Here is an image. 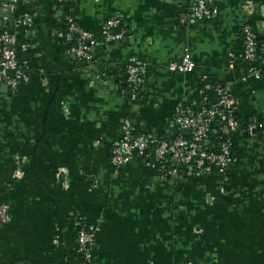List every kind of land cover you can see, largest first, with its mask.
Wrapping results in <instances>:
<instances>
[{
  "label": "crops",
  "instance_id": "1",
  "mask_svg": "<svg viewBox=\"0 0 264 264\" xmlns=\"http://www.w3.org/2000/svg\"><path fill=\"white\" fill-rule=\"evenodd\" d=\"M193 1L0 0V31L22 20L16 45L29 67L15 91L0 90V264H76L82 225L96 231L94 264H264V74L241 55L244 25L264 35V0H223L209 18L183 20ZM66 15L95 40L89 58L67 50ZM113 17L120 36L109 40ZM186 52L194 69L169 71ZM132 55L143 64L135 99L124 93ZM216 83L240 123L225 130V170L162 179L148 158L111 163L126 117L153 142L173 139L186 134L176 105L207 106Z\"/></svg>",
  "mask_w": 264,
  "mask_h": 264
},
{
  "label": "built area",
  "instance_id": "2",
  "mask_svg": "<svg viewBox=\"0 0 264 264\" xmlns=\"http://www.w3.org/2000/svg\"><path fill=\"white\" fill-rule=\"evenodd\" d=\"M19 0H13L14 3ZM69 0H58L62 5ZM223 0H194L188 14L183 15L195 19H205L212 16L218 10V4ZM118 18L113 17L105 22L104 29L107 39H117L120 34L111 33V29L118 24ZM22 23L20 18L13 21L10 29L0 31V84H5L8 89L15 91L17 87L29 79L28 63L21 60L16 51V29ZM244 49L242 57L248 61L257 62L256 68H250L251 74L259 78L264 74V41L258 43V35L249 25L242 27ZM63 42L67 50L77 60H84L90 57L91 50L95 44L92 35L82 28L70 15L65 16ZM258 54H260L258 56ZM195 63L186 52L180 60L170 61L167 69L171 72H191ZM9 71H12L9 74ZM126 82L132 86L130 98L135 99L136 86L143 81V64L134 55L129 56L125 64ZM214 92L217 97L212 107L190 108L177 104L173 110L172 120L181 132L173 139H158L152 141L144 134L132 135V123L129 117L122 122V133L118 143L110 150V161L115 166L129 162L133 157L145 159L152 154L159 162V166L151 163L161 178L168 179L177 176L182 170L189 173H209L214 168L225 170L232 162V142L225 135L215 145L208 146V136L215 127L216 130H234L240 126L235 115V99L230 90L221 83L214 85ZM259 123L249 122L244 130L253 134L259 129ZM150 142L153 146L150 153L146 150ZM169 161L173 167L165 169L164 162ZM9 220V205L0 201V223L4 224ZM96 231L93 226L82 225L77 231L78 253L83 258L82 264H94L95 256L93 247L96 244ZM178 264H195L193 260H184Z\"/></svg>",
  "mask_w": 264,
  "mask_h": 264
},
{
  "label": "trees",
  "instance_id": "3",
  "mask_svg": "<svg viewBox=\"0 0 264 264\" xmlns=\"http://www.w3.org/2000/svg\"><path fill=\"white\" fill-rule=\"evenodd\" d=\"M257 41H258V43L260 44L261 42H263L264 41V35H258V39H257ZM16 51H17V55H18V57L21 59V60H23V58H22V56H21V54H20V49L17 47V45H16ZM260 54H258V56H259ZM264 72V71H263ZM215 85V84H214ZM136 92H137V95H136V98L139 96V90H140V85H137L136 87ZM213 88H214V86H213ZM131 89H132V86L129 84V83H127V82H125V84H124V93L128 96V97H130L129 95H130V93H131ZM212 91H213V93H214V97H212L213 96V94L210 96V97H212V98H210L209 99V104L206 106V107H212V105L216 102V100H217V97H216V95H215V92H214V89H212ZM236 105V104H235ZM237 118V117H236ZM131 120V119H130ZM248 123H246V124H244L243 125V127H246V125H247ZM132 128H133V130H132V135L133 136H135V135H139V134H141L140 132H138L137 130H136V128H135V126L134 125H132ZM258 130V128L255 130V132ZM184 135H187V133L186 134H184ZM222 135H225V136H227V134H226V132H225V130L223 131V129H221V130H214V129H212L211 130V132H210V134H209V136H208V146H211L212 144H217L219 141H220V137L222 136ZM152 146H153V142H150V144H149V147L147 148V150H146V152L147 153H150L151 152V149H152ZM233 151V150H232ZM149 159V161H152L153 163H155L156 165H158L159 166V162L157 161V160H155L154 158H153V156H152V154H149V156H146V158L145 159ZM164 164H165V169H169V168H171V167H173L172 166V164L169 162V161H167V162H164ZM159 175H161V174H159ZM163 179V178H162ZM78 231V230H77ZM76 237H77V233H76ZM96 240H97V236H96ZM77 247H78V241H77ZM79 254V253H78ZM95 262V260H93V263ZM83 263V258H81V256H80V254H79V258H78V261H77V263L76 264H82ZM58 264H69V263H67V262H65V261H62V262H60V263H58Z\"/></svg>",
  "mask_w": 264,
  "mask_h": 264
},
{
  "label": "water",
  "instance_id": "4",
  "mask_svg": "<svg viewBox=\"0 0 264 264\" xmlns=\"http://www.w3.org/2000/svg\"><path fill=\"white\" fill-rule=\"evenodd\" d=\"M119 29V27H115L113 29V32L117 31ZM12 71H9V74H11ZM0 90L3 91V92H7V86L5 84H1L0 85ZM208 142V140L206 141V143Z\"/></svg>",
  "mask_w": 264,
  "mask_h": 264
}]
</instances>
